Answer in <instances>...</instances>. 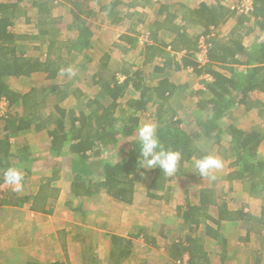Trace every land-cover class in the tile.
Segmentation results:
<instances>
[{"label": "trees", "instance_id": "trees-1", "mask_svg": "<svg viewBox=\"0 0 264 264\" xmlns=\"http://www.w3.org/2000/svg\"><path fill=\"white\" fill-rule=\"evenodd\" d=\"M19 1L0 0V97L8 102L0 127V187L4 184L3 171L10 166L25 169L23 185L28 180L31 170L27 166L31 162L44 176L35 194H21L8 188L0 196V204L29 203L32 210H42L57 198L60 188L54 183L58 179L66 181V189L75 198L104 191L121 202L132 203L135 183L146 173L151 174L148 195L158 198L156 192L172 189L168 183L174 178L200 177L192 173L193 161L207 155L209 147H221L227 141L225 178L240 183L243 192L258 197L247 205L230 208L224 198L218 201L213 187L199 189L195 203L186 201L177 207L182 235L167 247L170 264H211L213 256L222 264H264V154L259 151L264 128L243 129L224 120L235 109L253 107L258 108L264 120V101L258 98L264 96V0H251L249 12L204 2L180 5L175 11L159 4L154 21L149 23V40L140 44V58L134 59L141 60L138 66L120 69V81L118 70L111 69L110 54L101 57L91 76L99 90L83 105L88 112L60 104L70 95L62 84L46 90L32 87L22 93L9 81L34 72L56 79L61 76L59 70L69 66V58L81 53L89 61L84 53L92 46L87 19L97 11L105 13L113 23L139 14L129 33L119 36L121 43H115L127 54L138 46L134 27L143 23L147 15L127 11L125 7L149 4L151 0H61L69 6L68 29L76 32L75 37L67 39L57 36L59 28L65 25L60 22L61 16H52L50 1L54 0H31L38 35L16 33L14 20L26 12ZM229 22L225 34H214L215 28ZM255 31L263 38L246 43ZM169 33L171 40L165 42L161 36ZM200 37L208 43L204 62H199L195 55ZM29 38H40L47 44L43 59L23 50L22 44ZM151 63L153 68L147 72ZM185 71L194 76L207 75L208 79L203 80V87L189 91L193 104L181 107L176 102L184 99L188 84L178 83L175 74L180 76ZM48 98L52 103H47ZM44 108H49L47 114ZM143 119L158 125V136L166 149L181 152L174 175H165L158 168L143 169L139 163V146L134 139ZM30 129L46 131L48 154L42 158V152H31L28 141L18 138ZM233 226L242 229L243 235H230L227 229L231 231ZM123 239L112 235L110 264H120L130 254V241L124 239L123 243ZM208 243L214 248L211 254ZM235 243L240 250L233 257L230 247Z\"/></svg>", "mask_w": 264, "mask_h": 264}, {"label": "rangeland", "instance_id": "rangeland-1", "mask_svg": "<svg viewBox=\"0 0 264 264\" xmlns=\"http://www.w3.org/2000/svg\"><path fill=\"white\" fill-rule=\"evenodd\" d=\"M130 1V0H126ZM175 1V0H174ZM186 1V0H185ZM191 3H195L196 1L201 0H189ZM211 5L213 4H222L223 6L228 7H235L241 5V1L239 0H204ZM21 6L26 8L25 14L17 17L14 20L13 30L18 33L19 35L23 34H31V35H38V26L36 25L37 20L33 13V9L30 5L31 0H21L19 1ZM50 4L52 6V16H61V23L65 26H62L59 28V32L57 33V36L62 39L67 38H73L76 35V32L74 30H69L67 24L69 25L71 21L70 13H69V6L64 3V1L61 0H54L50 1ZM230 5V6H229ZM242 5L245 6V2L242 1ZM179 6L176 4L171 6V9L173 11L177 10ZM97 10V7H95ZM158 8V5H152L147 8L145 18L146 20L143 23L137 24V26L134 27L136 33L134 34L136 37V41L138 44L137 47H135L133 50H130L125 54L123 50L118 46L115 45V43L120 44L119 36L123 33H129V30L133 28V24L135 23V20L137 16L132 17L130 19H124L123 22H111V18L107 17L105 13L103 12H96L97 14L87 19V25L89 26L92 35L90 37L91 39V47L87 49L84 53L88 57H90L89 61H86L85 56L83 53L77 55L76 57H71L69 59H72L68 65H71L77 69V75L73 77L72 79H68L63 76H59L54 83L62 84L64 85V91H69L70 95L61 100L60 104L68 109H75L78 111L79 109H84L88 112V109L83 106L84 103L87 101L88 98H91L95 92L99 90L98 86L93 84L91 82V76L94 71L98 69V64L100 63L101 57L104 55V53L110 54V65L111 69L118 70L117 77L121 81L123 79V75L120 72V69L127 68L130 65H133V67H136L140 64L141 60L138 61L137 54L140 52V44L144 42H148L147 31L149 32L151 28V24L154 21V18L156 16V9ZM136 11V10H135ZM138 12V11H137ZM231 22L225 25H221L218 28L214 29V34L218 33V35H223L227 32L229 25ZM54 25V23H52ZM65 27V28H64ZM194 31V30H193ZM192 30H190V33H193ZM133 34V33H132ZM164 38L171 39V37L168 34L163 35ZM263 35H261L258 31L251 33L246 38V43L252 42L255 39H262ZM23 50L25 53L29 56L33 57H41L44 58V55L46 53V47L47 44L43 43L40 38H29L25 40L22 44ZM142 46V44H141ZM65 49V48H64ZM63 49V54L66 56V51ZM201 52L196 53L195 55H198V59L201 58V60L205 61L204 55L200 54ZM138 58L137 60H134L135 58ZM84 66H83V65ZM153 68V64L147 65V72H151ZM44 74L42 73H36L30 76L29 80H26L25 82H15L14 80H10L9 83L13 86L23 87V89H28L29 87H40L41 89L46 88L48 85L46 79L44 78ZM175 77L178 83H187L188 88L185 90V96L184 99L181 101L176 102L181 107H185L187 105L193 104V98H190V95L188 94L191 89H199L203 87V80L208 79L207 75H200V76H194V74H186V71L182 75L175 74ZM53 82V81H52ZM51 83V82H50ZM25 84V85H24ZM78 90H80L81 94L78 95ZM183 96V95H182ZM56 97H54V101L56 100ZM259 100L264 101V96L259 95ZM47 103H52V100L48 98ZM49 111V108H44L43 112L47 114ZM225 122L231 123L237 127L246 129L252 126H257L264 128V120L259 114V110L257 107H253L249 110H245L244 108H238L232 111L229 115L225 117ZM146 122H152L147 119H143L141 122V125ZM32 133L27 134L28 138H31L32 146L33 148L44 149L46 148L47 142H46V131H40L36 135L34 134L33 130H31ZM202 145V144H200ZM228 147L227 141H223L221 147L219 146H212L208 149V154H212L216 157H218L223 162V167L220 170H217L214 172V175L216 176L215 180H209L207 178L203 179L202 177H192V178H186V177H177L173 180L169 181L168 185L172 189H166L164 191H157V197H151L148 195V192H150V178L151 174L146 173L143 175V178L135 183V200H134V209L137 210L135 213H140L142 216L144 215L147 219L145 220V223L147 224H137L136 228H134V233L136 231L143 230V233L146 234L148 237L145 238V244H149L154 248V251L150 253V251L144 253L151 257V261L153 263H156V258H160L157 262L162 263L163 257L161 256L164 252L162 249V245H164V241L159 240L155 241V246L153 242L151 241V237L154 235L157 236L158 230L161 228L158 225L159 218H156L158 215H164L165 221L175 222L178 220V217H176L177 209L176 207L184 205L186 201H197V196L199 189L203 187H213L215 189L216 196L218 197V201H221L222 198H224L227 202V204L230 206V208L240 207L243 204H248L250 202H253L254 197H258L254 194H247V193H241L239 188L241 187L240 183H229V181L225 178V174L227 172V163L228 161L224 158L225 156V149ZM259 151H261L264 154V141L259 146ZM112 159H116L114 155H111ZM64 171L62 169L60 170V174L63 175ZM34 176L36 175L33 174ZM49 175V174H48ZM37 177H33L32 181L37 180ZM57 180V183H59V187L62 189H66L67 183L65 180L62 179V182ZM31 181V180H30ZM30 185V182H29ZM8 188H12L9 185L0 187V195L3 196ZM213 211V209H212ZM176 217V219H175ZM169 219V220H168ZM144 221V220H142ZM150 225V228L148 227ZM227 229L228 232H234L235 229H232L230 227ZM149 230L151 234H148L147 231ZM233 230V231H232ZM236 230H239L237 228ZM232 235V234H231ZM160 239V238H157ZM152 242L153 245L150 243ZM249 244L252 245L251 242ZM209 247V243L207 244ZM212 246V245H211ZM136 250V248H135ZM238 250V249H237ZM138 249L136 250V252ZM236 250L232 251L230 253L236 254ZM139 254V253H138ZM136 256V254H135ZM135 262L138 263V257L137 260L135 258ZM151 262V263H152ZM136 263V264H137ZM235 263V262H234ZM233 263V264H234ZM164 264V262H163Z\"/></svg>", "mask_w": 264, "mask_h": 264}, {"label": "crops", "instance_id": "crops-1", "mask_svg": "<svg viewBox=\"0 0 264 264\" xmlns=\"http://www.w3.org/2000/svg\"><path fill=\"white\" fill-rule=\"evenodd\" d=\"M198 2L210 4L204 0ZM198 2L191 3L189 0H151L149 4H139L133 8L125 7V10H136L143 13L146 12L150 5L155 4L167 5L168 9L172 10L171 6L175 4L179 7L180 5L193 6ZM160 34H162L161 31ZM163 35L161 37L165 42L171 40L164 38ZM168 35L171 37L170 33ZM36 73L45 75L43 72H34L30 76ZM30 76H20L11 78L10 80L23 84V82L29 80ZM44 78L48 84L46 88H43L45 90L57 84L56 82L54 83L57 78L47 79L46 76ZM11 86L22 93L32 88L23 89V87ZM38 89L41 88L39 87ZM3 124L4 120L0 117V127ZM31 130L33 129L23 132L18 138H23L28 141L31 152H42V158L48 154L46 150L48 149V138L46 136V148L39 150L33 148L31 138L27 136V134L32 133ZM33 132L36 135L40 131L33 130ZM27 168L31 171L20 193L35 194L38 190L40 180L44 176L43 171L35 167L32 162ZM24 170L23 168L22 171L24 172ZM35 173L36 175L34 176L33 174ZM33 177H37L38 179L32 181ZM59 181L62 182V180ZM54 185L56 187L60 186L57 181H55ZM239 190L241 193H247L243 192L241 187ZM135 196L134 194V200ZM134 200L132 203L121 202L104 191L91 197L81 196L75 198L69 194L68 189H62L61 187L57 198L52 203L44 206L42 210H32L29 203H23L21 205L0 204V264H52L56 262L61 264H110L112 235H118L130 241V254L120 264H136L135 258L137 260V257V264H158L157 262L160 258H156L158 261L153 263L151 257L144 254L148 251L152 253L155 247L147 243L145 244L143 230L141 231L139 229L140 231L134 233V228L137 227V224L143 222L142 224L148 225V223H145L147 218L144 215L135 213L137 210L134 209ZM176 217H178V220L171 223L169 219V221H165L166 217L164 215H158L156 217L159 218L158 225L161 229L158 230L157 236L153 234L151 238H153L154 246L155 241H164V245H162L164 253L161 255L163 261L159 264H163V262L164 264L171 263L168 257L167 247L170 242L178 238L179 235H182L180 230L181 218L178 215ZM148 227L150 228V225ZM237 228L239 227L233 226L232 229L235 230L232 233L229 232L230 235H243L242 229L239 228V230H236ZM145 231L151 234L149 230ZM124 239L123 243L125 242ZM150 244L153 245L152 243ZM206 247L211 254V249H214L213 246L209 243V247L208 245ZM238 247L239 244L235 243L230 247V250H240V247ZM135 248L136 250L138 249L137 252ZM212 260L211 264H222L215 256H213Z\"/></svg>", "mask_w": 264, "mask_h": 264}, {"label": "clouds", "instance_id": "clouds-1", "mask_svg": "<svg viewBox=\"0 0 264 264\" xmlns=\"http://www.w3.org/2000/svg\"><path fill=\"white\" fill-rule=\"evenodd\" d=\"M61 76L72 79L77 69L71 65L59 70ZM136 146H139V163L143 169H160L168 176L178 171L182 154L178 150L166 149L158 136V125L153 122L143 123L136 129ZM223 167V162L212 154H207L193 161L194 172L203 179L215 180L214 172ZM2 180L13 191L23 190L24 172L19 167L10 166L3 171Z\"/></svg>", "mask_w": 264, "mask_h": 264}, {"label": "built area", "instance_id": "built-area-1", "mask_svg": "<svg viewBox=\"0 0 264 264\" xmlns=\"http://www.w3.org/2000/svg\"><path fill=\"white\" fill-rule=\"evenodd\" d=\"M241 1V5H237L235 6L236 8H238L240 11H244V12H249L252 10V1L251 0H239ZM242 1L245 2V6L242 5ZM168 50H170L171 52L175 53V51H173L170 47H167ZM198 48H199V51H197L196 53L198 52H201L200 54L201 55H204V57L206 56V52H207V49H208V43L206 41V38L204 37H200L199 41H198ZM179 54V53H178ZM180 55V54H179ZM198 55L196 56V59L199 61V62H204L203 60L198 59ZM7 99L5 97H0V117L3 118L6 114V111H7ZM2 186H5L4 184L1 185Z\"/></svg>", "mask_w": 264, "mask_h": 264}]
</instances>
